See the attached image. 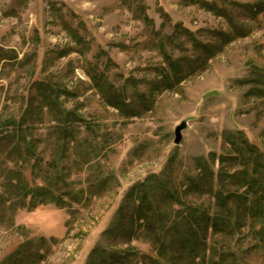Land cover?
<instances>
[{
    "label": "rangeland",
    "instance_id": "1",
    "mask_svg": "<svg viewBox=\"0 0 264 264\" xmlns=\"http://www.w3.org/2000/svg\"><path fill=\"white\" fill-rule=\"evenodd\" d=\"M257 1L0 0V118L19 115L39 93L37 82L59 88L64 106L82 118L77 136L96 155L70 180L78 188L90 174L115 176L85 205L49 203L19 208L13 221L1 217L0 264H88L95 247L118 241L155 254L143 238L104 235L133 185L153 173H196L197 157L228 149L225 131L243 132L264 151V12L250 7ZM96 70L126 90L137 113L103 99L90 77ZM49 120L35 126L43 145ZM26 176L40 181L30 167ZM1 183L0 176L3 190ZM240 238L241 264H264V241L251 226ZM29 240L40 253L18 263L13 254Z\"/></svg>",
    "mask_w": 264,
    "mask_h": 264
},
{
    "label": "trees",
    "instance_id": "2",
    "mask_svg": "<svg viewBox=\"0 0 264 264\" xmlns=\"http://www.w3.org/2000/svg\"><path fill=\"white\" fill-rule=\"evenodd\" d=\"M250 7L256 14L262 13L264 0ZM227 16L233 22L230 13ZM179 73L173 74L178 80ZM90 77L109 105L127 116L137 113L134 106L130 108L124 88L97 70ZM36 86L39 93L19 115L0 118L4 188L0 190V218L9 214L11 221L19 208L32 210L49 203L59 207L85 205L115 180L113 173L99 171L100 175L90 174L85 179L86 186L75 187L70 180L73 168L83 170L96 156L77 136L75 122L82 118L64 106L59 88L43 81ZM46 115L50 116V133L43 145L35 126L43 123ZM224 143L228 149L219 157L210 152L196 158V173H184L181 179L171 172L153 173L127 192L116 220L104 235L120 237L121 243L143 238L155 254L140 252L132 245L120 247L119 241L102 243L93 249L88 264H241L238 251L243 229L251 226L264 241V151L240 131H225ZM46 152H50L49 160ZM217 159L219 167L215 169ZM27 167L40 177L39 182H30ZM31 244L30 240L22 243L13 254L18 263L22 256L39 255L40 251L31 252Z\"/></svg>",
    "mask_w": 264,
    "mask_h": 264
},
{
    "label": "water",
    "instance_id": "3",
    "mask_svg": "<svg viewBox=\"0 0 264 264\" xmlns=\"http://www.w3.org/2000/svg\"><path fill=\"white\" fill-rule=\"evenodd\" d=\"M185 126H186V123L183 122V123H181L180 125H178V126L176 127V129H175V138H174V142H175L176 144H179V143L181 142L182 137H183V135H182V129H183Z\"/></svg>",
    "mask_w": 264,
    "mask_h": 264
}]
</instances>
